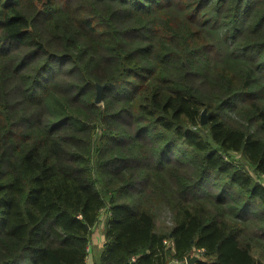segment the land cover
<instances>
[{
    "label": "trees",
    "instance_id": "obj_1",
    "mask_svg": "<svg viewBox=\"0 0 264 264\" xmlns=\"http://www.w3.org/2000/svg\"><path fill=\"white\" fill-rule=\"evenodd\" d=\"M98 223L93 264H264V0H0V264Z\"/></svg>",
    "mask_w": 264,
    "mask_h": 264
},
{
    "label": "crops",
    "instance_id": "obj_2",
    "mask_svg": "<svg viewBox=\"0 0 264 264\" xmlns=\"http://www.w3.org/2000/svg\"><path fill=\"white\" fill-rule=\"evenodd\" d=\"M103 224L102 223H98L96 227H94L93 231L96 230V232H100L102 231L103 232ZM93 233L91 234V239H90V243H89V246H88V249H89V252H90V255L88 257V260H90V263L93 264V260L98 256L99 254V251L101 249V246H102V240L99 241V236L96 235L94 236V234H97V233ZM101 237H103V234H101ZM101 242V244H99ZM87 260V261H88Z\"/></svg>",
    "mask_w": 264,
    "mask_h": 264
},
{
    "label": "water",
    "instance_id": "obj_3",
    "mask_svg": "<svg viewBox=\"0 0 264 264\" xmlns=\"http://www.w3.org/2000/svg\"><path fill=\"white\" fill-rule=\"evenodd\" d=\"M102 100V86L99 84H96V93H95V103H99ZM209 116V113H206V108H203L200 112V122L205 123L207 121V118ZM197 260V257L191 256L190 254L186 255L185 261L187 264H192Z\"/></svg>",
    "mask_w": 264,
    "mask_h": 264
},
{
    "label": "rangeland",
    "instance_id": "obj_4",
    "mask_svg": "<svg viewBox=\"0 0 264 264\" xmlns=\"http://www.w3.org/2000/svg\"><path fill=\"white\" fill-rule=\"evenodd\" d=\"M206 113H207V111H206ZM208 113H209V112H208ZM169 221H170V215H169V213L163 211V212H161L160 216L157 217L156 223H157V225L159 226V225H161L163 222L166 223V222H169ZM95 232H96V230L93 231V233H95ZM96 233H97V234H94V236L98 235V236H99V239H98V240L101 241V240H102L101 234H103V232L100 231L99 233H98V232H96ZM102 243H103V241H102ZM99 244H101V242H100ZM190 255H191V256L198 257V254L196 255V254L192 253V254H190ZM87 264H91V263H90V260L87 261Z\"/></svg>",
    "mask_w": 264,
    "mask_h": 264
},
{
    "label": "built area",
    "instance_id": "obj_5",
    "mask_svg": "<svg viewBox=\"0 0 264 264\" xmlns=\"http://www.w3.org/2000/svg\"><path fill=\"white\" fill-rule=\"evenodd\" d=\"M199 251V250H198Z\"/></svg>",
    "mask_w": 264,
    "mask_h": 264
}]
</instances>
